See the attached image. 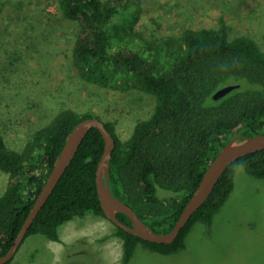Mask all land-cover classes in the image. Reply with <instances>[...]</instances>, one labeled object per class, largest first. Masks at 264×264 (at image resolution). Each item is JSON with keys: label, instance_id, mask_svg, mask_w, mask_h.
Here are the masks:
<instances>
[{"label": "trees", "instance_id": "1", "mask_svg": "<svg viewBox=\"0 0 264 264\" xmlns=\"http://www.w3.org/2000/svg\"><path fill=\"white\" fill-rule=\"evenodd\" d=\"M134 1L58 0L57 8L77 26L71 56L84 81L99 86L131 82L154 99L151 115L136 122L126 141L111 122H103L114 140L107 177L112 196L153 232L166 233L220 148L236 136L264 134V55L242 38L229 41L225 27L186 30L169 40L172 50L164 69L148 46L123 45L130 36H122L118 45L113 41L114 19ZM226 85L239 87L213 100L212 94ZM91 117L100 120L89 112L61 110L33 132L20 152L7 149L0 133V172L12 181L0 195V256L12 246L72 128ZM103 146L99 132L90 129L24 239L41 234L58 242V227L75 217L91 213L105 219L95 188ZM236 168L264 178V150L229 165L170 244L143 241L113 224L110 236L121 242L120 264H128L138 245L165 256L183 250L193 224H209L229 196ZM157 189L171 196L159 198ZM116 218L130 226L127 216L116 213Z\"/></svg>", "mask_w": 264, "mask_h": 264}, {"label": "rangeland", "instance_id": "2", "mask_svg": "<svg viewBox=\"0 0 264 264\" xmlns=\"http://www.w3.org/2000/svg\"><path fill=\"white\" fill-rule=\"evenodd\" d=\"M57 6L58 0H0V133L9 150L20 152L61 110L111 122L121 141L153 111L154 99L131 82L99 86L79 76L71 56L77 26ZM220 27L229 41L242 38L264 55V0H135L114 19L111 31L117 45L130 36L123 45L148 46L165 69L169 40L186 30ZM11 183L0 172V195ZM156 195L171 193L157 189ZM114 230L91 213L75 217L58 227V242L27 236L9 264H120L121 242L110 236ZM184 243L167 256L138 245L128 264H264V178L236 168L227 199L209 224H193Z\"/></svg>", "mask_w": 264, "mask_h": 264}, {"label": "water", "instance_id": "3", "mask_svg": "<svg viewBox=\"0 0 264 264\" xmlns=\"http://www.w3.org/2000/svg\"><path fill=\"white\" fill-rule=\"evenodd\" d=\"M239 85H226L216 90L211 98L218 100ZM96 129L103 140V153L96 167L95 188L100 208L106 220L121 228L123 231L149 243L170 244L174 241L179 231L185 226L190 217L200 208L208 198L220 176L227 167L240 157L247 154L264 150V134L249 138L241 136L233 137L220 148L212 161L204 170L196 189L193 191L177 220L170 231L166 233H155L136 214L119 199L112 196L108 187V164L114 148V140L110 133L105 129L101 120L96 117L87 118L77 123L67 136L61 151L49 172L38 196L36 197L31 209L28 212L20 230L18 231L12 246L7 252L0 256V264H6L13 258L19 245L22 243L32 221L44 206L47 198L53 191L66 168L74 157L77 148L90 129ZM116 213H121L128 217L130 226L123 224L116 218Z\"/></svg>", "mask_w": 264, "mask_h": 264}, {"label": "bare ground", "instance_id": "4", "mask_svg": "<svg viewBox=\"0 0 264 264\" xmlns=\"http://www.w3.org/2000/svg\"><path fill=\"white\" fill-rule=\"evenodd\" d=\"M102 222V221H101Z\"/></svg>", "mask_w": 264, "mask_h": 264}]
</instances>
